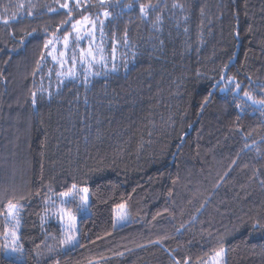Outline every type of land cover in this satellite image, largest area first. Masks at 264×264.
<instances>
[{"label":"trees","instance_id":"16d2710c","mask_svg":"<svg viewBox=\"0 0 264 264\" xmlns=\"http://www.w3.org/2000/svg\"><path fill=\"white\" fill-rule=\"evenodd\" d=\"M33 2L0 22V253L11 201L21 264H204L221 248L225 264H264V111L244 97L264 99V0H110L120 72L50 94L45 43L102 9ZM141 4L158 10L145 19ZM16 5L0 0V15ZM72 184L90 199L70 205L84 247L65 255L44 201Z\"/></svg>","mask_w":264,"mask_h":264},{"label":"snow or ice","instance_id":"6c2138e0","mask_svg":"<svg viewBox=\"0 0 264 264\" xmlns=\"http://www.w3.org/2000/svg\"><path fill=\"white\" fill-rule=\"evenodd\" d=\"M119 0H117V3ZM106 0H99V7L102 9L101 12H98L94 17H90L88 15H84L81 19L76 20L71 24L72 32L76 33L75 37L72 41H70V33L68 29H65V34L63 36V49L62 51H58L56 48H49L50 45L53 44L52 40H48L45 43L44 48L48 49L47 55L51 56L53 61L58 65L59 70L55 72L57 77H63L60 80V83L63 84L65 80H75L79 73L77 72V66H83V83L87 87L89 76H98L100 75V70H105V74L107 71L116 72V45L115 42L112 46V51L110 56H105L104 49L102 46H96L92 43L95 38V33L97 30L100 32L101 36V45L103 44L104 37V28H105V20L109 19L112 16V13L108 10V8L112 7V4L109 0L108 6L105 7ZM20 8H23L24 5L20 4ZM32 6L29 5V8ZM61 7L68 9L69 5L67 2L61 5ZM76 7H80L79 0H76ZM128 7H131L129 5ZM173 7H181L178 4H174ZM158 10L157 5H144L141 4L139 6V11L142 17L147 19L150 14L156 12ZM55 11V9H52ZM29 16L32 15V12L29 11L27 13ZM71 15V10H69V16ZM101 16L104 19H101ZM18 16L14 14L10 19L2 18L0 22L4 25H9L11 21H17ZM19 19H23V17H19ZM156 21L161 22L160 17H156ZM85 38H91L89 40V46L87 48L80 47L79 41ZM24 41L21 40V44ZM70 43L74 45L73 50L71 51V55H68V51L70 48ZM128 41L125 38L124 44L127 45ZM75 48H79V52L75 51ZM58 51V56H53V52ZM45 59L44 56H41V60ZM109 59L111 60V67L109 68ZM97 65H99V69H97ZM67 66V67H66ZM227 67V66H226ZM125 69L127 70V63H125ZM39 70V68L37 69ZM52 69L49 70V74L51 75ZM221 79H225L224 76H221ZM229 83L232 82V78H228ZM219 83V82H217ZM235 88L237 91H240V85L235 84ZM229 90L230 89H222ZM211 95V93H209ZM244 97L247 101H251V105L260 110L264 111V99L256 100L253 98L248 92H244ZM207 99L205 100V104H207ZM37 103L36 100V92L32 93V104L35 106ZM203 107V106H202ZM239 108L240 105L237 104ZM39 194V193H38ZM61 199L59 201V206L56 205L55 201L51 202V208L53 209V214L58 216L62 228H61V237L58 240L60 251H62L65 255L69 254L73 249L84 247L82 241L78 238V229L76 227V216L73 214L72 208L70 205L76 204V208L78 211H84L88 209L89 206V188L88 187H77L76 184H72L71 188L67 191L59 193ZM79 201L77 204L76 202ZM45 205L49 204L48 200L44 201ZM121 208H124V205H120ZM21 206L12 203L11 201L7 205L6 210V225L8 227V231L4 233L5 243L2 245L3 251L0 253V264H21L23 247L19 244L20 235L19 230L21 227L22 217L20 216ZM45 211H48V208H45ZM127 218V214L122 212L118 219L120 221H124ZM44 218L42 217V222ZM67 223H64V221ZM115 226V225H114ZM253 227H259V222ZM55 239V237H53ZM156 243H160V241H156ZM48 250L50 252L54 251L53 246L47 245ZM120 255H123L120 253ZM171 255V254H170ZM225 255V250L221 248L219 251L215 253V258L213 264H224L223 257ZM173 264H181V260L173 257ZM53 264H60L59 259H54ZM90 264H97V262H90ZM183 264H190V258L186 257L183 259Z\"/></svg>","mask_w":264,"mask_h":264},{"label":"rangeland","instance_id":"374dc122","mask_svg":"<svg viewBox=\"0 0 264 264\" xmlns=\"http://www.w3.org/2000/svg\"><path fill=\"white\" fill-rule=\"evenodd\" d=\"M71 1H76V0H58V1H55V3H56L55 5H57V8H59V9H65V8L61 7V5L64 4L65 2H67L68 5H69V3ZM20 4H23L24 7L20 8L19 7ZM34 4H35V2H33V0H17V5H16L17 13H16V15L18 16V18L19 17L28 16V14H27L28 11L27 10L29 9V5L34 6ZM51 4L54 5V0H52ZM32 15H34V14H32ZM2 18H3L2 15H0V19H2ZM10 18L11 17H9V19ZM75 35H76V33H74V32H72L70 34V41L73 40ZM90 39L91 38H85V39L80 40L79 41L80 47L87 48L89 46V40ZM114 42H115L116 49H117V51H116V65H117V69L118 70L116 72L107 71V74H105V70L101 69L100 70V75H98V76L90 75L89 79H91V78H99V77L105 78V77L110 76L111 74H117V73L120 72L119 70L123 66V60H124L122 58L123 57V48H122L121 44L117 40L111 39L110 37H108L106 26L104 28L103 44L101 45V36H100L99 30L96 31L95 38L92 41V43L94 45L103 47L105 56H110L111 51H112V46H113ZM73 47H74V45L72 43H70V48H69V51H68V55L69 56L71 55V51L73 50ZM52 48H56L58 51L64 50L63 49V41L55 44ZM58 51L57 52H53V56H58ZM75 51L79 52V48H75ZM108 63H109V68H110L111 67V60L110 59H109ZM46 66H47L46 67V77H47L46 79L47 80H46V85H45L46 88L44 89V91L49 93V94L50 93H57V92H59L61 90L62 87L65 86V82H67L69 80H65L63 84L60 83V80H62L63 77H57L56 76L55 72L57 70H59V68H58V65L53 61L51 56H49V60L46 61ZM96 67H97V69H99V65H97ZM50 69H52L51 75L49 74V70ZM82 69H83V66H81V65L77 66V72L79 73V75H78V77L76 79H82L83 80V71H82ZM60 199H61L60 195H51L49 200H48L49 201L48 206H49V211H51L49 213H51V215H52L54 220H57L59 222V225L62 228V224H61V221H60L59 217L53 214V209L50 206L52 201H55L56 205L59 206ZM72 211H73V214L76 216L75 211L73 209H72ZM64 223H67V221L65 220ZM76 227L78 229L77 217H76ZM78 238H79V232H78ZM214 258H215V256L211 257L209 259V261L205 262L204 264H213ZM223 260H224V264H225V259H223Z\"/></svg>","mask_w":264,"mask_h":264},{"label":"bare ground","instance_id":"6f19581e","mask_svg":"<svg viewBox=\"0 0 264 264\" xmlns=\"http://www.w3.org/2000/svg\"><path fill=\"white\" fill-rule=\"evenodd\" d=\"M221 85V83L218 85V87Z\"/></svg>","mask_w":264,"mask_h":264}]
</instances>
